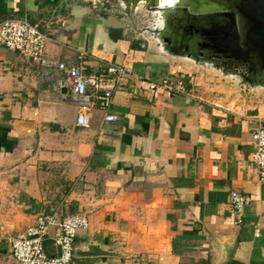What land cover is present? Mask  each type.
Masks as SVG:
<instances>
[{"label":"crops","instance_id":"crops-1","mask_svg":"<svg viewBox=\"0 0 264 264\" xmlns=\"http://www.w3.org/2000/svg\"><path fill=\"white\" fill-rule=\"evenodd\" d=\"M100 6L0 0V21L25 16L47 37L41 61L0 46V264H16L9 239L53 211L87 218L74 247L95 239L118 253L73 255L74 264H264V182L251 157L264 97L234 96L213 75L135 47ZM108 61L135 76L113 90V121L94 107L79 126L57 64L91 73ZM139 77L180 81L183 92L143 93ZM231 191L249 199L240 213Z\"/></svg>","mask_w":264,"mask_h":264},{"label":"water","instance_id":"water-1","mask_svg":"<svg viewBox=\"0 0 264 264\" xmlns=\"http://www.w3.org/2000/svg\"><path fill=\"white\" fill-rule=\"evenodd\" d=\"M198 4L199 10L206 14L186 19L183 26L177 19L157 20L153 35L164 44L165 52L175 53L186 65L213 75L227 85L234 96H258L264 91V0H203ZM210 4L217 12L208 14L211 8L206 5ZM100 5L96 9L100 16L114 15L116 20L123 22L124 17L117 16L120 9L109 8L104 0ZM113 33L120 34L119 31ZM35 141L33 129L31 148ZM233 246L231 240L221 247L220 262L230 257ZM116 254L110 246L95 239L73 249V255L78 256Z\"/></svg>","mask_w":264,"mask_h":264},{"label":"built area","instance_id":"built-area-1","mask_svg":"<svg viewBox=\"0 0 264 264\" xmlns=\"http://www.w3.org/2000/svg\"><path fill=\"white\" fill-rule=\"evenodd\" d=\"M46 35L32 24L25 16L7 18L0 21V46L20 53L24 58L41 61ZM70 83V99L78 106L76 123L88 127L89 111L98 107L103 112V121L111 122L115 116L110 113L112 93L127 78L135 76L133 70L119 62H104L94 72H87L82 65L57 64ZM139 88L143 93L157 96L160 91L183 92L180 81L169 78L157 83L139 77ZM91 89V92L88 91ZM255 148L251 153L257 166L259 180L264 182V125L251 133ZM248 197L236 191H231L229 204L240 213L248 202ZM88 220L83 215H71L60 218L58 211L39 214L34 223L23 232L9 239L10 251L17 264H74V239L79 229L86 228ZM54 252L45 249V240L51 230Z\"/></svg>","mask_w":264,"mask_h":264},{"label":"flooded vegetation","instance_id":"flooded-vegetation-1","mask_svg":"<svg viewBox=\"0 0 264 264\" xmlns=\"http://www.w3.org/2000/svg\"><path fill=\"white\" fill-rule=\"evenodd\" d=\"M102 1L103 0H95L96 3L100 4ZM202 1L203 0H104L109 8L120 9L119 15L121 14L124 19L118 30L126 39L132 42L135 47L144 51H149L167 61L180 59L177 58L175 53L171 54L165 52L163 47L164 44L162 45V42L157 40V36L153 35L156 31L157 20L177 19L180 20V26H183L186 23V19H192L193 17L206 14L199 10L201 6L198 3ZM206 1L211 2V0ZM206 7L208 9L211 8L208 14L217 12L212 4L206 5ZM110 17H114L115 19L114 15Z\"/></svg>","mask_w":264,"mask_h":264},{"label":"rangeland","instance_id":"rangeland-1","mask_svg":"<svg viewBox=\"0 0 264 264\" xmlns=\"http://www.w3.org/2000/svg\"><path fill=\"white\" fill-rule=\"evenodd\" d=\"M93 4V3H92ZM117 16H119V14L117 15ZM113 32L111 31V34H112ZM200 73H204V72H201L200 71ZM204 74H206V73H204ZM206 75H208V74H206ZM209 76V75H208ZM216 78V77H215ZM218 81V80H217ZM227 86V85H226ZM228 87V86H227ZM259 95H261V96H263L264 97V91L262 92V93H260ZM15 260V259H14ZM15 262H16V260H15ZM16 264H17V262H16Z\"/></svg>","mask_w":264,"mask_h":264},{"label":"trees","instance_id":"trees-1","mask_svg":"<svg viewBox=\"0 0 264 264\" xmlns=\"http://www.w3.org/2000/svg\"><path fill=\"white\" fill-rule=\"evenodd\" d=\"M45 249H46V247H45ZM47 251V250H46Z\"/></svg>","mask_w":264,"mask_h":264}]
</instances>
